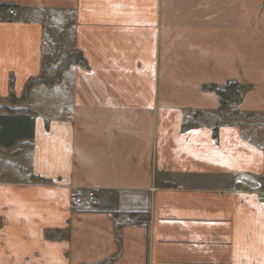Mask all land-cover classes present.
Segmentation results:
<instances>
[{
    "label": "crops",
    "instance_id": "obj_1",
    "mask_svg": "<svg viewBox=\"0 0 264 264\" xmlns=\"http://www.w3.org/2000/svg\"><path fill=\"white\" fill-rule=\"evenodd\" d=\"M1 107L0 264H264V0H0Z\"/></svg>",
    "mask_w": 264,
    "mask_h": 264
},
{
    "label": "trees",
    "instance_id": "obj_2",
    "mask_svg": "<svg viewBox=\"0 0 264 264\" xmlns=\"http://www.w3.org/2000/svg\"><path fill=\"white\" fill-rule=\"evenodd\" d=\"M77 60H70L69 63H73ZM38 81H44L43 78H38L35 80H31L27 84V88H29L33 83ZM205 89L209 91H213L216 93L219 101V106L216 110V112L219 115H235L237 114V110H234L232 107L236 106L240 100H241V94L238 88V85L234 82H228L224 84L221 88H218L216 86H210L205 87ZM12 95V93H11ZM0 111H9L12 112L14 110H9V108L1 107ZM188 123H191V125L195 124V120L191 119V121H188Z\"/></svg>",
    "mask_w": 264,
    "mask_h": 264
},
{
    "label": "rangeland",
    "instance_id": "obj_3",
    "mask_svg": "<svg viewBox=\"0 0 264 264\" xmlns=\"http://www.w3.org/2000/svg\"><path fill=\"white\" fill-rule=\"evenodd\" d=\"M59 65H63L64 63V59L63 58H59ZM57 76H59V74H51V75H47L46 77L49 78H57ZM41 89H39V92L42 93V98L41 101L43 103H47L48 105H56L57 102H61L64 101L65 103L69 100V92L67 90H57V88H48L45 87L44 85H40ZM34 96V95H33Z\"/></svg>",
    "mask_w": 264,
    "mask_h": 264
},
{
    "label": "built area",
    "instance_id": "obj_4",
    "mask_svg": "<svg viewBox=\"0 0 264 264\" xmlns=\"http://www.w3.org/2000/svg\"><path fill=\"white\" fill-rule=\"evenodd\" d=\"M5 12H6V14H8L11 17H16L17 16V13H16L15 9L12 8V7L6 8ZM85 200H86L87 204H89V206L91 208L96 207L97 206L96 191L93 190V189H89L87 191L86 195H85ZM74 202L76 204H79V203L82 202V199L80 197H76L75 200H74Z\"/></svg>",
    "mask_w": 264,
    "mask_h": 264
}]
</instances>
